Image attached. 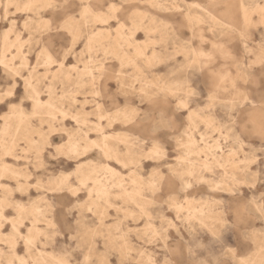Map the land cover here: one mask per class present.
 Here are the masks:
<instances>
[{
    "label": "clouds",
    "instance_id": "9594fccd",
    "mask_svg": "<svg viewBox=\"0 0 264 264\" xmlns=\"http://www.w3.org/2000/svg\"><path fill=\"white\" fill-rule=\"evenodd\" d=\"M261 27L264 0H0V264H157L161 250L176 264L170 231L234 227L224 197L264 183V101L238 86H258ZM194 70L211 78L203 103ZM161 100L163 122L139 107ZM246 212L264 221V198ZM242 236L258 248L234 264H264V230Z\"/></svg>",
    "mask_w": 264,
    "mask_h": 264
},
{
    "label": "rangeland",
    "instance_id": "374dc122",
    "mask_svg": "<svg viewBox=\"0 0 264 264\" xmlns=\"http://www.w3.org/2000/svg\"><path fill=\"white\" fill-rule=\"evenodd\" d=\"M70 10L75 11L76 9L73 6H70ZM126 14L127 13H125L124 16H126ZM124 16H122L121 18L124 19ZM125 23L128 24L129 22L125 19ZM250 35L251 40L248 41V46L254 48L257 43L264 42V27L250 30ZM137 38L143 39V34H138ZM50 39L54 43H58L62 39V37L60 35L54 34L50 37ZM230 48L232 49L233 54L237 57L238 60L243 57V62L245 64L253 59L252 56H245L244 49L239 38H235L233 40V42L230 44ZM157 71H163V69H158ZM248 72L249 76L255 80L258 86H254L253 80H250L247 85L238 83V86L243 88L248 93L250 100L258 105L261 101H264V65H254L251 69L248 70ZM189 79L191 81L192 87L200 93V98L196 101V103H203L211 87V78L208 75V71L205 70L203 72L197 73L194 70L189 74ZM116 87L117 85L115 83L108 84L110 93H112L119 99L120 104H124L125 99L119 97V94L115 92ZM128 99L131 101V103L138 104L136 98L129 97ZM105 106L109 107L107 102ZM139 107L148 111L153 120L161 122L168 120L169 117L174 114L172 101L170 100L157 101L152 106L148 105L147 103L139 104ZM240 111L242 114L248 111L255 112V110L251 108V105H246L245 108L241 109ZM217 115L223 117V107L217 109ZM116 128L119 129L120 126L116 125ZM166 135L167 133L163 130L159 133V137L161 139L166 137ZM254 143L258 142L254 141ZM168 147L170 149L171 156L173 154L171 152V148L173 147L171 142L168 143ZM261 164L264 165V161H262ZM255 169L256 166H253V170ZM261 172L262 174H264V167L261 168ZM261 179L264 180V175L261 176ZM241 192L242 195L237 194L235 196L224 197V199L227 201V219L230 224L234 225V227L226 228L219 240L214 239L205 230H198L195 237L191 240L189 239L187 233L183 231V229L170 231L169 236L171 237V239L168 241L169 248H172L174 246H178L179 248V255H173L171 257L176 262V264H193L194 258L189 255L188 249L189 247H195V244L197 242L204 245V247L195 249V259L203 260L204 264H234V259H245L246 257L248 258L257 251L260 237L256 238V242H253L252 240L243 239L242 233H244L245 230H264V221L250 218L246 212V205L249 200L257 197L264 198L261 196V194L264 193V183H257L254 188H242ZM205 193L206 189L201 186L199 189H195L193 192L189 193V195L194 198H202ZM7 214L11 215V212ZM7 230L8 228L6 226L5 231ZM186 241L187 243H185ZM229 248L234 250V256L227 253L226 250ZM153 251H156V249H153ZM20 252H22V248L18 249V253ZM165 255H168V253L161 250L159 255H157L156 257L157 264H159L160 260Z\"/></svg>",
    "mask_w": 264,
    "mask_h": 264
},
{
    "label": "bare ground",
    "instance_id": "6f19581e",
    "mask_svg": "<svg viewBox=\"0 0 264 264\" xmlns=\"http://www.w3.org/2000/svg\"><path fill=\"white\" fill-rule=\"evenodd\" d=\"M237 258V257H236ZM247 258V257H246ZM237 259H244V258H237Z\"/></svg>",
    "mask_w": 264,
    "mask_h": 264
}]
</instances>
